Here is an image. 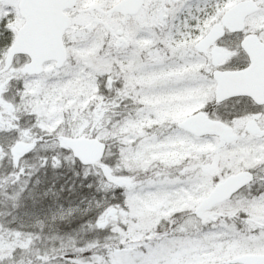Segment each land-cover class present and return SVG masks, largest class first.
I'll return each mask as SVG.
<instances>
[{
    "label": "snow or ice",
    "instance_id": "obj_1",
    "mask_svg": "<svg viewBox=\"0 0 264 264\" xmlns=\"http://www.w3.org/2000/svg\"><path fill=\"white\" fill-rule=\"evenodd\" d=\"M0 264H264V0H0Z\"/></svg>",
    "mask_w": 264,
    "mask_h": 264
}]
</instances>
